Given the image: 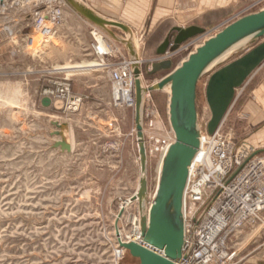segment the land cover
<instances>
[{"label":"rangeland","instance_id":"1","mask_svg":"<svg viewBox=\"0 0 264 264\" xmlns=\"http://www.w3.org/2000/svg\"><path fill=\"white\" fill-rule=\"evenodd\" d=\"M261 7L264 2L246 13ZM65 12L59 34L48 39L37 35L31 48L34 52L12 56L0 50V264H140L128 250L118 262L116 257V230L130 232L131 215L136 213L139 218V201L124 211L120 208L139 188L141 178L135 111L116 107L112 99L108 105L98 99L104 98L103 84L109 69L90 72V67L100 68L94 60L99 58L92 53V27L107 38V51L112 53L106 56L108 64L130 60L128 49L70 5ZM223 27L210 26L203 36L193 39L198 38L193 44L185 47L192 40L188 41L174 54L168 53L174 66ZM119 32L117 35L125 37L123 30ZM134 33L145 72L154 61L165 58L157 50L168 35L157 46L161 30L147 28L141 34ZM170 36L173 41L176 32ZM56 69L65 73L59 74ZM167 73L145 74V86H152ZM65 75L71 79L72 95L82 99L76 111L57 109L54 98L49 106L42 103L47 97L45 89ZM209 75L198 83L197 107L203 132L211 118L205 95ZM263 80L264 69L238 90L222 125L223 131H232L239 141L248 144L253 128L243 105L254 99V89ZM95 82L101 89L97 95L84 92L80 96L73 91L74 84L84 87ZM168 108L166 90L147 93L144 126L149 201L161 168L158 156L149 149L172 141ZM100 110L103 113H98ZM76 119L91 138L86 150L63 152L55 148L61 137L53 132L61 130L68 139L70 128L65 123ZM56 121L63 127L58 128ZM241 241L233 264H264V226L247 229Z\"/></svg>","mask_w":264,"mask_h":264},{"label":"water","instance_id":"2","mask_svg":"<svg viewBox=\"0 0 264 264\" xmlns=\"http://www.w3.org/2000/svg\"><path fill=\"white\" fill-rule=\"evenodd\" d=\"M80 16L101 28L110 37L123 43L133 62L135 77V130L141 160V178L137 192L142 243H121L130 254L140 260V264H176L183 254L185 237L184 192L189 177V169L200 146L202 127L197 107L198 83L209 74L205 95L211 111L207 132L212 135L221 126L237 99V92L243 88L254 74L264 65V8L236 18L221 30L191 51L180 64L174 62L168 53L174 54L184 43L206 33L199 26L174 27L157 54L165 58L154 61L143 71L138 44L133 29L118 20L107 18L91 8L83 0H67ZM114 29H121L125 37L117 35ZM176 36L171 41V34ZM246 44L232 52L224 61L214 64L235 47ZM239 54L233 60H230ZM214 65V66H213ZM160 71H168L152 86L146 87L144 75L152 76ZM169 94V122L175 140L168 147L152 201L148 199V154L145 141L144 111L146 95L152 91L166 90ZM42 103L49 106L52 98L44 97ZM57 109L64 108V101L55 100ZM58 128L63 125L54 122ZM54 144L63 152H71L72 147L65 134Z\"/></svg>","mask_w":264,"mask_h":264},{"label":"built area","instance_id":"3","mask_svg":"<svg viewBox=\"0 0 264 264\" xmlns=\"http://www.w3.org/2000/svg\"><path fill=\"white\" fill-rule=\"evenodd\" d=\"M263 2L257 0L247 10ZM67 7V0H0V50L12 56L34 52L31 48L37 35L48 39L59 34ZM91 34L95 39L92 53L99 58L100 66L109 69L114 105L135 109L133 62L123 59L108 64L106 56L112 53L99 48L106 36L96 27ZM45 94L64 101L66 111H76L82 101L72 95L67 75L54 81ZM223 123L212 135L202 130L184 192L185 237L183 254L176 264H233L241 235L247 229L264 226V153L239 141L232 131H223ZM170 138L172 141L164 147L149 149L159 162L175 140L173 132ZM133 216L132 227L142 237L140 220L136 213Z\"/></svg>","mask_w":264,"mask_h":264},{"label":"crops","instance_id":"4","mask_svg":"<svg viewBox=\"0 0 264 264\" xmlns=\"http://www.w3.org/2000/svg\"><path fill=\"white\" fill-rule=\"evenodd\" d=\"M83 1L101 15L127 24L136 33L141 34L147 28H149V31L161 30V34H159L161 37L157 40L158 46L174 27L186 28L195 25L208 29L210 26H225L236 18L248 14L246 10L257 0ZM115 31L121 34L119 29ZM98 67L100 68L90 67V72L104 69L100 65ZM263 69L264 65L258 71ZM105 76L106 82L103 84L104 98L98 99L102 102L104 101L103 103L101 102L102 104L108 105L112 99V84L109 74L106 73ZM98 84L100 83L95 82L83 87L82 84L77 83L73 85V91L80 96H83L82 93L84 92H89L90 95H97L101 91L97 87L99 86ZM104 110L106 111L107 108ZM243 110L249 115L253 128V134L250 137L251 141L248 139L247 141L261 153H264V80L254 89V99L244 103ZM98 113H103V110ZM65 124L69 125L70 128L67 140L71 144V152L74 150H86L87 144L91 142L90 135L86 132L87 129L80 126L81 123L78 122V119L75 122H66ZM79 128L83 131H80Z\"/></svg>","mask_w":264,"mask_h":264},{"label":"bare ground","instance_id":"5","mask_svg":"<svg viewBox=\"0 0 264 264\" xmlns=\"http://www.w3.org/2000/svg\"><path fill=\"white\" fill-rule=\"evenodd\" d=\"M245 44H246V41L243 42V43H241L237 47H235L233 50H231L229 53H227L226 55H224L221 59H219L218 61H216L214 64H217V63H220V62L226 60L232 54V52H234L235 50L243 47ZM99 48H100V51L101 52H106L107 51V44H106V42L104 40H100ZM94 60H95L96 67H98L100 65L99 61L97 59H94ZM90 66H92V65H90ZM166 91L169 94L171 93L170 86L166 88ZM166 148H167V146H166ZM162 162H163V160L159 162V165H161V167H162ZM192 166L193 165L191 163L189 172L192 170ZM160 171H161V168H160ZM138 189L136 190V192L131 197H129L128 199H126L124 201V203L121 205L120 208L123 209V211L126 210L127 207H131L136 202H138V195H137ZM152 196H154V195H152ZM130 219H131V222L134 220L133 215H131V218ZM116 233L118 235L117 237H118V243H119V245L121 243H128V242H137V243H140V244L142 243V237L139 236V233H136V231H135V229H133V227L131 228V231L130 232H126L124 229L118 228V230H116ZM240 244H243L242 241H241ZM125 250L126 249L123 248V247H121V248L119 247V249L118 248L116 249L117 262H118V259L120 258V256L122 254H124Z\"/></svg>","mask_w":264,"mask_h":264}]
</instances>
